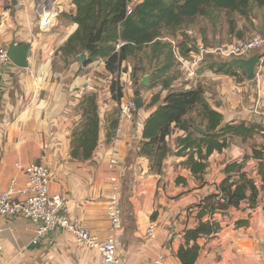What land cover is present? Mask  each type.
<instances>
[{"label":"crops","instance_id":"obj_1","mask_svg":"<svg viewBox=\"0 0 264 264\" xmlns=\"http://www.w3.org/2000/svg\"><path fill=\"white\" fill-rule=\"evenodd\" d=\"M74 1L46 2L45 6L59 16L57 26L44 31L40 25L39 0H0V49H8L13 42L31 46L29 67L22 69L10 63L0 79V194L10 189L13 181L17 189H24L28 176L21 169L33 163L44 164L51 171V192L70 198L67 215L80 220L102 241L111 233L109 200L118 193L123 228L116 237L117 261L112 264H157L161 259L163 264H179L177 252L185 245L186 231L199 225L197 206L225 179L228 163L245 162V172L262 186L259 161L253 158L252 148L264 144V133L246 143L236 140L222 153H214L203 182L183 165L186 158L169 157L162 173L153 172L149 159L140 156L139 151L144 121L155 109L149 105L160 90L149 89L146 96L141 95L145 107L139 113L144 121L123 123L121 131L118 134L115 131V136L109 139L107 120L118 107L111 98L112 75L104 61L84 66L78 60L81 54L68 62L62 59L61 48L78 29L72 20L76 13ZM260 13L251 15L248 22L235 15L233 33L228 19H204L207 29L198 36L203 44L216 46L235 37L242 38L248 25L264 31V15ZM84 54L88 61V54ZM143 54L152 59L149 47L124 64V67L138 66L134 75L127 70L121 77L125 99L139 97L134 88L139 71L142 72L140 61H148ZM259 54L262 58L254 80H247L237 68L238 76L217 74L203 62L195 79L183 75L175 83L187 89L201 86L209 104L228 122L264 124L258 115L259 111L264 112V53ZM59 65L63 67L56 68ZM142 75L143 79L151 78L150 74ZM99 82L105 83L101 89L95 88L96 84L101 87ZM90 92L98 97L99 143L91 159L75 160L72 134L82 120L81 98ZM166 94L164 91L162 97ZM106 95L108 102L102 104ZM112 159L117 162L113 169ZM113 178L119 182L117 191L111 182ZM260 189L255 208L245 202L239 210L216 213L211 218L221 229L197 241L201 251L196 264H264V189ZM208 220L210 217L204 218ZM153 223L158 227L157 235L149 242L145 234ZM36 228V224L23 217L0 215L3 246L0 264H107L98 251L83 247L61 228L34 244Z\"/></svg>","mask_w":264,"mask_h":264},{"label":"trees","instance_id":"obj_2","mask_svg":"<svg viewBox=\"0 0 264 264\" xmlns=\"http://www.w3.org/2000/svg\"><path fill=\"white\" fill-rule=\"evenodd\" d=\"M127 2L75 0L76 13L72 20L78 29L61 48V54L76 59L80 54L87 53L89 59L85 66L102 59L107 72L113 77L110 82L111 98L121 102L124 98L121 77L128 70L124 64L150 47L152 59L160 64L159 72L152 75V84L147 89L159 88L160 91L153 96L149 105L155 109L149 112L144 122L139 155L149 159L151 170L155 173H162L169 157L186 158L183 165L195 179L203 182L209 158L214 153H222L236 140L241 143L255 140L264 133V124L228 122L222 113L209 104L201 86L190 89L177 86L175 82L178 79L170 75L176 60L174 48L164 39L175 40L180 53L188 55L195 52L190 47L193 41L186 36L187 30H182L191 26L197 18L212 19L220 11L236 14L248 22L255 7L264 8V0H144L130 15L126 12ZM229 23L233 33L235 23L231 20ZM208 58L205 62L209 70L217 74L239 75L228 62ZM137 67L136 64L135 72ZM141 70L145 71L143 68ZM164 91L167 94L162 97ZM139 94L140 91H137L136 95ZM80 106L82 120L72 134V157L87 161L98 147L101 130L97 94L85 93ZM112 114L111 119L107 120L109 139L115 136L118 127V109ZM252 150L253 158L259 161L258 173L262 186L245 172V162L228 163L224 170L225 179L216 185L214 193L197 206L200 210L197 216L199 225L186 231L185 245L177 252L182 264H196L201 251L197 241L220 231V224L211 221L216 213L239 210L245 202L255 208L260 188L264 189V144H256ZM205 217H210V220L204 221Z\"/></svg>","mask_w":264,"mask_h":264},{"label":"built area","instance_id":"obj_3","mask_svg":"<svg viewBox=\"0 0 264 264\" xmlns=\"http://www.w3.org/2000/svg\"><path fill=\"white\" fill-rule=\"evenodd\" d=\"M22 2L24 0H13ZM41 2L40 25L44 31L54 29L58 22L59 13L51 11L45 5L51 0H39ZM144 0H128L127 15L132 14L135 8ZM186 36L191 39L193 44L190 47L195 52L188 55H182L178 50L175 40L165 38L174 48V56L179 62L182 74L188 79H195L203 62L209 56H213L221 62H229L233 59H248L256 53H260L264 48V31L257 32L247 39H234L231 42L205 47L203 41L192 30L185 32ZM181 39V36H178ZM11 61L8 57V49H0V79L5 67ZM113 78V77H112ZM118 109V127L116 134L121 131L122 124L125 122L134 123L142 122L140 110L137 107L134 98L122 99L117 102ZM260 118L264 121V112H258ZM145 122V121H144ZM111 168L113 169L117 162L111 160ZM22 168V167H21ZM28 176V184L24 189L15 187L16 181H13L12 187L3 194H0V215L2 216H20L37 225L34 235V244L39 243L43 238L61 228L71 233L78 243L83 247L86 246L90 250L98 251L104 262L112 264L117 261L116 255V237L123 228L122 210L120 206V198L115 193L109 200L108 218L111 223V233L106 240L102 241L98 236L92 234L83 223L71 218L68 214L70 207V198L64 193H52L51 187V171L44 164L33 163L22 168ZM114 190L117 191L119 182L113 178L111 180ZM157 225L150 224L146 230V239L150 242L157 235ZM3 252V246L0 243V257ZM161 259L157 264H163ZM182 264V263H179Z\"/></svg>","mask_w":264,"mask_h":264},{"label":"rangeland","instance_id":"obj_4","mask_svg":"<svg viewBox=\"0 0 264 264\" xmlns=\"http://www.w3.org/2000/svg\"><path fill=\"white\" fill-rule=\"evenodd\" d=\"M256 10V11H255ZM262 11H264V9H257V7H255L254 8V11L252 12V15H256V16H258V14H259V12H261L260 13V15H264L263 14V12ZM236 14H230V13H228V12H217V13H215L211 18L213 19V20H217V21H221V20H227L228 19V21H232V19H235V16ZM259 15V16H260ZM227 17V18H226ZM204 19H209V18H205V17H199V18H197L195 21H194V23H192L191 25L192 26H189V27H186L184 30H182V31H185V30H192V31H194L197 35H199L200 36V34L201 33H203L204 34V32L206 31L205 29H207V27H206V25H207V23L204 21ZM211 20V19H210ZM202 22H204V23H206L205 25L202 23ZM194 24V25H193ZM230 24V23H229ZM231 25V24H230ZM235 27V26H234ZM246 28V30L244 31V36L242 37V38H239V37H235L234 39H247V38H249V37H251L253 34H255V33H257V32H261L260 30H255L253 27H250L249 25L248 26H245ZM169 42V41H168ZM178 42H180V40H178ZM207 42H210V43H212V41H210V40H208ZM224 42H228V41H224ZM224 42H222V43H224ZM170 43V42H169ZM209 43V44H210ZM264 53V48L262 49V51H261V53ZM143 57L145 58V59H147V54H143ZM210 58H213V57H210ZM62 59H63V61H69L71 58H66V57H62ZM148 61H140V64H141V66H140V68L142 69H145V71H143L142 70V72L141 71H139V77H138V85L136 86L135 85V87L136 88H134V91L136 92V94H137V91H140V94H139V96H141V95H144V96H146L147 94H148V90L149 89H147L148 87H144V86H142V79H143V75L142 74H150L151 75V77H152V75L154 76L155 74H157L159 71H158V69H159V64H160V62L159 61H155V60H153V59H150V58H148L147 59ZM208 60H209V58H208ZM134 63H138L137 61H133ZM62 65H64V64H62ZM135 65V64H134ZM134 65H132L133 67H134ZM63 66H61V65H59L58 67H56V68H62ZM128 67V70H131V76L132 75H134V68L133 67H131L130 65L129 66H127ZM94 68V67H93ZM95 75H98V74H96L95 73ZM170 75H172V76H174V77H176L177 79H181V78H183V74H182V71H181V67H180V64H179V62L177 61V60H175V66L173 67V69H172V71H171V73H170ZM111 82V81H110ZM100 83V82H99ZM150 83L152 84V79L151 78H149V85H150ZM101 84V87L99 88L98 86H97V84H96V86H95V88L97 87L98 89H101V88H103L102 87V85H104L105 83H100ZM148 85V86H149ZM109 87L111 88V85H110V83H109ZM90 93H93V92H90ZM106 97H108L109 98V96L108 95H106L104 98L105 99H102V104H106L108 101H107V99H106ZM115 111V110H114ZM113 113V112H112ZM110 114V117H109V119H111V117H112V115L113 114ZM117 165V164H116Z\"/></svg>","mask_w":264,"mask_h":264},{"label":"water","instance_id":"obj_5","mask_svg":"<svg viewBox=\"0 0 264 264\" xmlns=\"http://www.w3.org/2000/svg\"><path fill=\"white\" fill-rule=\"evenodd\" d=\"M31 55V46L30 44H16L13 42L8 48V57L15 66L26 69L29 67V57ZM261 55L259 53L254 54L248 59H233L228 63L233 67L241 70L245 75L246 79L251 81L256 78L257 66L261 61ZM79 62L82 65H86L87 57L83 53L78 57ZM142 86L147 87L149 85V77L146 76L142 81ZM137 107L139 110L145 107L144 99L142 96H139L135 99Z\"/></svg>","mask_w":264,"mask_h":264}]
</instances>
